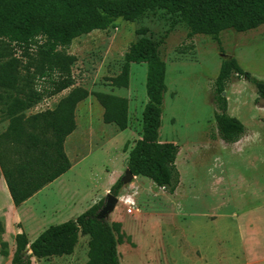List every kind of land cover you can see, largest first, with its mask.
<instances>
[{"label":"rangeland","instance_id":"374dc122","mask_svg":"<svg viewBox=\"0 0 264 264\" xmlns=\"http://www.w3.org/2000/svg\"><path fill=\"white\" fill-rule=\"evenodd\" d=\"M172 20L163 10L135 22L119 19L107 31H94L59 48L76 58L71 67L75 85L54 96L49 77L39 72L34 60L42 40L29 55L8 47L5 60H19L21 85L44 95L26 116L54 109L74 88L90 95L78 104L77 128L65 143L71 169L20 207L0 185V243L8 242L10 252L6 258L0 255V264H12L17 234L34 241L49 226L75 219L105 201L109 193L119 197L107 221L122 224L121 264H264V101L258 100L254 84L236 75L223 94L217 90L221 65L232 58L264 81V26L247 33L225 31L219 45L211 36L189 38L188 27H172ZM140 30L158 44L167 65L160 139L179 146L181 181L174 194L144 176L121 183L143 133L147 65L131 66L128 88L113 86L112 78L121 73L131 44L143 36ZM97 92L129 100L126 130L104 123ZM224 100L228 113L247 129L237 143L219 137L216 119ZM118 183L122 186L116 194ZM88 243L89 237L81 236L72 255L32 262L85 264Z\"/></svg>","mask_w":264,"mask_h":264},{"label":"trees","instance_id":"16d2710c","mask_svg":"<svg viewBox=\"0 0 264 264\" xmlns=\"http://www.w3.org/2000/svg\"><path fill=\"white\" fill-rule=\"evenodd\" d=\"M160 10L171 16L172 27L185 24L189 38L211 36L219 45L225 31L247 33L264 26V0H0V127L6 124L0 131V179H5L15 207L25 204L72 168L65 143L77 128V106L90 93L74 88L54 109L26 116L25 112L38 105L44 95L21 85L19 60H5L8 47L12 45L29 55L30 49L42 40L34 60L39 72L49 77L54 88L50 96H54L75 85L71 67L76 58L59 48L70 47L76 39L94 31H107L119 19L135 22ZM139 34L143 36L131 44L121 73L112 78L113 86L128 88L131 66L147 65L148 102L143 110V133L130 155L128 169L174 194L181 181L176 165L179 146L160 139L167 65L158 44L144 36L145 30ZM233 75L254 84L258 100L264 101V81L245 72L234 58L221 65L219 94L226 91ZM94 95L104 109V123L126 130L129 100L102 92ZM216 124L219 137L227 143H237L247 131L238 118L228 113L227 102ZM121 186L116 185V194ZM104 204L102 200L75 219L49 226L34 241L25 233L17 234L12 264L72 255L81 236L89 237L85 264H121L118 246L124 239L122 224L97 218ZM0 255H10L8 242L0 243Z\"/></svg>","mask_w":264,"mask_h":264},{"label":"water","instance_id":"95a60500","mask_svg":"<svg viewBox=\"0 0 264 264\" xmlns=\"http://www.w3.org/2000/svg\"><path fill=\"white\" fill-rule=\"evenodd\" d=\"M135 177L136 176L132 173V171L130 169H128L125 176L121 180V183L126 185V184L130 183ZM118 203H119V197L112 194V193H109L106 196L104 206L101 208V210L97 214V218L99 220L107 221L109 219L110 215L114 212ZM28 253L32 254V251L30 248L28 249Z\"/></svg>","mask_w":264,"mask_h":264},{"label":"crops","instance_id":"0c3cea01","mask_svg":"<svg viewBox=\"0 0 264 264\" xmlns=\"http://www.w3.org/2000/svg\"><path fill=\"white\" fill-rule=\"evenodd\" d=\"M60 178H61V177H60ZM60 178H59V179H60ZM0 185L2 186V188L4 189V191H5L6 193H8V195L11 197L10 192H9V189H8V186H7L6 181H5V179H4L3 177L0 179ZM11 200H12V198H11ZM12 204L14 205L13 201H12ZM13 205H12V206H13Z\"/></svg>","mask_w":264,"mask_h":264},{"label":"clouds","instance_id":"9594fccd","mask_svg":"<svg viewBox=\"0 0 264 264\" xmlns=\"http://www.w3.org/2000/svg\"><path fill=\"white\" fill-rule=\"evenodd\" d=\"M259 136H260V134H259V133H256V134L254 135V139L258 140V139H259Z\"/></svg>","mask_w":264,"mask_h":264},{"label":"built area","instance_id":"2783aa9c","mask_svg":"<svg viewBox=\"0 0 264 264\" xmlns=\"http://www.w3.org/2000/svg\"><path fill=\"white\" fill-rule=\"evenodd\" d=\"M131 206V205H130ZM128 213H133V209L132 208H129L128 209Z\"/></svg>","mask_w":264,"mask_h":264}]
</instances>
